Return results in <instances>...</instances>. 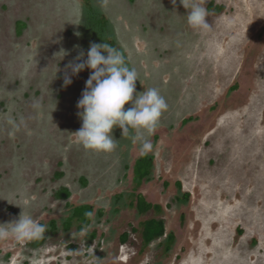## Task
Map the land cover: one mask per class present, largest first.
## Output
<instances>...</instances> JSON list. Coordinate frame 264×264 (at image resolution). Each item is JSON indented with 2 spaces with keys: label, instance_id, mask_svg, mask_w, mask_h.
<instances>
[{
  "label": "rangeland",
  "instance_id": "374dc122",
  "mask_svg": "<svg viewBox=\"0 0 264 264\" xmlns=\"http://www.w3.org/2000/svg\"><path fill=\"white\" fill-rule=\"evenodd\" d=\"M197 2L209 11L208 30L187 24L180 0H0V224L23 210L48 229L39 247L38 240L0 241L4 264H264V0ZM90 6L105 22L101 34L87 24ZM176 26L193 43L188 57L201 60L197 72L176 64L186 56L172 37ZM103 42L138 71L136 92L156 87L168 104L149 137L152 180L139 187L160 213L137 215L128 205L141 153L119 127L111 153L76 142V105L91 71L71 75L66 66ZM233 81L237 91L223 95ZM217 112L228 115L222 132L211 128ZM192 116L196 123H183ZM206 128L213 135L200 139ZM176 180L188 194L184 203L172 201ZM59 187L69 188L68 199L53 196ZM82 203L103 215L86 235L74 220L63 230L71 207ZM154 216L175 235L169 254L159 240L142 245L141 224ZM123 231L129 237L121 244Z\"/></svg>",
  "mask_w": 264,
  "mask_h": 264
},
{
  "label": "clouds",
  "instance_id": "9594fccd",
  "mask_svg": "<svg viewBox=\"0 0 264 264\" xmlns=\"http://www.w3.org/2000/svg\"><path fill=\"white\" fill-rule=\"evenodd\" d=\"M175 2L172 0L173 4ZM180 3L187 10L186 22L191 28L202 31L210 28L206 22L209 11L203 2L180 0ZM84 57L85 53L81 51L76 57L79 62H70L66 66L71 75L85 68L91 71L76 105L78 110H82L77 112L82 125L74 133L76 142L86 150L111 153L117 148L111 132L114 127H119L122 137L138 144L141 155H147L153 148L149 137L156 132L162 114L168 110L165 97L156 87L136 92L135 82L140 80L138 71L129 66L120 49L108 43L90 44L86 59ZM63 83L64 86L72 83L67 71ZM129 103L131 106L125 109V104ZM85 215L91 217L93 213ZM89 227L82 229L85 235ZM47 230V225L22 210L18 219L0 224V241L12 240L25 245L44 239ZM0 264L4 262L0 260ZM37 264L44 262L38 259Z\"/></svg>",
  "mask_w": 264,
  "mask_h": 264
},
{
  "label": "flooded vegetation",
  "instance_id": "af4514ba",
  "mask_svg": "<svg viewBox=\"0 0 264 264\" xmlns=\"http://www.w3.org/2000/svg\"><path fill=\"white\" fill-rule=\"evenodd\" d=\"M210 6V9H213L214 11H217L218 9H222V6H218V5H214L212 2H210V4L208 5ZM178 26L174 27L173 30L175 31L174 32V35H172V37L174 38L175 41L179 42L181 45H182V48L184 50V52L187 51L188 47L193 44L191 39L189 38V36H185V35H182L180 33V31L178 30L177 28ZM240 49H238V51L235 53V55H237L238 57V52H239ZM189 54L187 55V52H186V56L185 58H183L182 60L181 59H178L177 60V65H178V68H182L184 70H192V71H195L197 72L198 70H200L203 66L201 64V60L197 59V60H194L192 61L191 58L188 57ZM234 56L231 57V60ZM200 71H199V75H200ZM198 75V76H199ZM197 79L196 77L192 78V80H195ZM186 84V81L183 82L182 85ZM190 85V83H188ZM188 87V85L186 84V88ZM238 89V83L233 81L232 84L230 86L227 87V89L224 91V94H226V96H229L231 93L237 91ZM208 108V107H207ZM209 108L212 110V111H215L219 109V105L218 103H213L212 106H209ZM208 114H210L211 112H207ZM207 117H209L210 115H205ZM228 117V115H226V112H222V113H219L217 112L216 115H212V118L214 120V124L212 125L211 128H214V130L218 131L220 130L222 132L223 129H226V118ZM198 120V118L196 116H192V117H188L187 119H183V123L186 124L188 122L190 123H196ZM202 120V119H201ZM224 122V124H223ZM205 123V121H204ZM202 128H203V125L202 123H199ZM226 127V128H223V127ZM210 128V129H211ZM223 128V129H222ZM208 128L206 129H202L199 133V137L200 139H202V137L204 135H207V134H211L213 135V132L214 130H207ZM258 137V134L257 136ZM188 141H191V139H188ZM192 152H194V149L192 150ZM197 152V151H196ZM257 152V149L256 150H253L251 151V156H253V158L256 156V153ZM143 156L146 157V161H147V166H146V170H147V174L146 175H143V176H140L138 174V171H137V164L139 163V161L143 158ZM248 161V160H247ZM152 165H154V155L153 154H147V155H139L136 159H135V162H134V173H135V176H134V186L133 188L135 190H133L134 192V195H133V198H131V201H129V206L131 208H133L135 210V213L137 215H144L146 213H148L149 211H153V212H156V213H160L162 211V205H160V203H155V202H152L150 201L149 199H147V197L145 196V191L144 190H139V187L143 184V183H148L152 180V177L150 176V173L152 171ZM165 184V187L168 186V183L164 182ZM174 184H175V187H176V193L175 195L172 197V201L173 203H184L187 198H188V194L187 193H184L182 191V185H181V182L179 180H176L174 181ZM61 187H59L58 189H56L53 193V196L56 198V199H68L71 195V191L69 190V188L67 187V190L69 191V195L67 197H57L56 196V192L60 189ZM66 188V187H65ZM122 196L123 194L120 193L118 195H116V197L118 199H122ZM156 196V195H155ZM140 200L144 201L145 204L148 205L147 209H145L144 211L140 212L139 210V203H140ZM82 204H86L88 205L90 208H91V213H93V215L91 217H89V222L86 224V225H82V220L81 219H78L77 217H72V209L75 207V206H79V205H82ZM82 204H78V205H74L71 207V210H70V216H69V220L65 221L64 223L66 222H70V226L69 228L71 227V221H76L79 223L78 228L82 229L84 227H87L89 226L91 223H92V220L97 217V216H102L103 215V209L99 208V209H94V206L92 204H89V203H82ZM156 219V220H160L162 222V225H163V233L161 235H158L152 239H150L149 241H144L143 239V236H142V230H143V226H144V223L149 220V219ZM52 223L54 224L53 221H51V226H52ZM64 223L62 224L63 226V230H68L69 228L65 229L64 228ZM53 228V227H52ZM53 230H55V225H54V228ZM131 230L134 231L133 228H131ZM139 237L141 239V242H142V245L144 246H148L150 245L151 243L159 240L161 241V246L163 247V250H165V253L166 254H169V252L171 251L172 249V243H173V240L175 238V235L173 232H167V226H166V222H165V218L163 216H159V217H149L147 218L146 220H144L141 224V228L139 230ZM129 237V232L128 231H123L120 236H119V241L121 242V244H124L127 239ZM45 242V237L44 239H42V241L37 244V245H33L34 248L35 247H39L41 246L42 244H44Z\"/></svg>",
  "mask_w": 264,
  "mask_h": 264
},
{
  "label": "trees",
  "instance_id": "16d2710c",
  "mask_svg": "<svg viewBox=\"0 0 264 264\" xmlns=\"http://www.w3.org/2000/svg\"><path fill=\"white\" fill-rule=\"evenodd\" d=\"M87 12H88L87 24H89L91 28H94L95 31H98L101 34L102 31L105 30V25H104L105 22H103L100 19L98 12H96L93 7H91V6L88 7ZM17 26H18L17 28H18V33H19L20 30L23 28L24 23L19 22ZM146 166H147L146 157L143 156V158L137 164V171H138V174L140 176L147 174ZM61 174H62L61 172H58L57 176H60ZM68 195H69V191L65 187H61L56 192L57 197H67ZM147 207H148V205L145 204L144 201L140 200V203H139L140 212L147 209ZM90 211H91V208L88 205L82 204L79 206H75L72 209V215L71 216L77 217L78 219H81L82 225H86L89 222V217L86 216L85 214L90 212ZM69 226H70V222L64 223L65 229L69 228ZM52 227L54 228L53 223H52ZM162 233H163V225H162V222L160 220H156V219L152 218V219L147 220L144 223L143 230H142V236H143L144 241H149L150 239H152L158 235H161ZM41 241H42V239L38 240V243H40Z\"/></svg>",
  "mask_w": 264,
  "mask_h": 264
}]
</instances>
